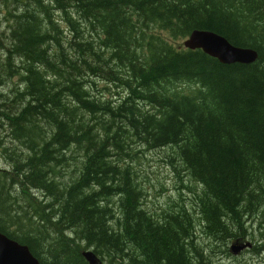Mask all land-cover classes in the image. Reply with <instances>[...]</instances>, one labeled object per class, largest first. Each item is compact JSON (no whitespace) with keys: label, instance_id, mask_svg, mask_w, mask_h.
<instances>
[{"label":"trees","instance_id":"trees-1","mask_svg":"<svg viewBox=\"0 0 264 264\" xmlns=\"http://www.w3.org/2000/svg\"><path fill=\"white\" fill-rule=\"evenodd\" d=\"M0 9L10 105L0 126L14 142L0 134L1 231L42 264H92L85 249L95 264H215L190 209L144 208L121 158L138 152L133 143L173 145L202 185L193 209L203 233L226 245L256 230L252 248L264 249V0H0ZM194 28L258 56L223 63L186 48ZM110 85L124 93L104 97Z\"/></svg>","mask_w":264,"mask_h":264},{"label":"rangeland","instance_id":"rangeland-1","mask_svg":"<svg viewBox=\"0 0 264 264\" xmlns=\"http://www.w3.org/2000/svg\"><path fill=\"white\" fill-rule=\"evenodd\" d=\"M5 15V10L0 9V35H3L9 23V20L4 18ZM160 33L162 35L166 34L164 32ZM181 42L180 44L183 45ZM19 81V77H14L10 81V85L13 82L18 84ZM4 87L6 86L0 87V92H2ZM4 92H9L8 88H5ZM123 93L124 91L121 88L112 85L107 86L102 91L104 97L111 99H118ZM6 97L0 95V104L3 105L0 108L2 112L10 111V109L4 107L10 106ZM0 134L5 139L6 146L14 144V142L10 141L6 135V131L1 126ZM132 146L138 152H135L131 156L121 155V158L122 161L126 160L133 168V175L140 190L141 202L144 208L150 210L153 214H159L163 209L176 208L179 205H184L190 209V213L196 217L195 227L197 231L195 239L200 246L207 245L213 248L211 254L215 264H264V249L254 250L250 247L233 253L230 251L229 245L234 239L227 241L226 245H221L203 233L199 225V219H197L198 216L195 214L196 209H193L197 195L202 192V185L184 169V165L175 151V146L165 145L157 148H145L136 143H133ZM54 153L57 156L59 152L56 150ZM6 156L5 151L0 146V168L8 165ZM13 157L18 159L17 154H14ZM26 158H28L27 155ZM72 161H75V158ZM252 237L248 238L252 239L255 243V239L260 238V233L255 230V234Z\"/></svg>","mask_w":264,"mask_h":264},{"label":"water","instance_id":"water-1","mask_svg":"<svg viewBox=\"0 0 264 264\" xmlns=\"http://www.w3.org/2000/svg\"><path fill=\"white\" fill-rule=\"evenodd\" d=\"M182 44L190 49L200 48L223 63H249L255 61L258 56L257 50L253 47L233 44L223 35L204 28L192 29L183 38ZM246 247H252L250 239L234 240L229 245V249L233 253H237ZM83 254L90 263L95 264L97 262L96 255L91 249L83 250ZM0 264L42 263L33 255L27 244L17 241L0 230Z\"/></svg>","mask_w":264,"mask_h":264}]
</instances>
